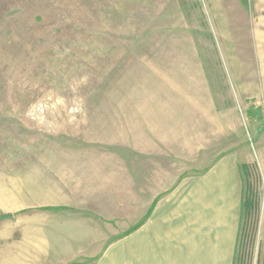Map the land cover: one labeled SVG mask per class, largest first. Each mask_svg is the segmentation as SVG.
I'll return each instance as SVG.
<instances>
[{
    "label": "rangeland",
    "instance_id": "1",
    "mask_svg": "<svg viewBox=\"0 0 264 264\" xmlns=\"http://www.w3.org/2000/svg\"><path fill=\"white\" fill-rule=\"evenodd\" d=\"M226 166L264 264V0H0V264H126Z\"/></svg>",
    "mask_w": 264,
    "mask_h": 264
},
{
    "label": "crops",
    "instance_id": "2",
    "mask_svg": "<svg viewBox=\"0 0 264 264\" xmlns=\"http://www.w3.org/2000/svg\"><path fill=\"white\" fill-rule=\"evenodd\" d=\"M219 172L231 184L223 192L214 194L210 179L182 198L172 193L160 200L153 216L126 237V264H234L239 187L231 168Z\"/></svg>",
    "mask_w": 264,
    "mask_h": 264
},
{
    "label": "trees",
    "instance_id": "3",
    "mask_svg": "<svg viewBox=\"0 0 264 264\" xmlns=\"http://www.w3.org/2000/svg\"><path fill=\"white\" fill-rule=\"evenodd\" d=\"M251 204H250V201L249 200H247V201H244V207L246 208V209H249L251 206H250ZM240 229H241V226H240ZM238 239H239V235H238ZM237 243H238V241H237ZM238 245V244H237ZM236 250H237V248H236Z\"/></svg>",
    "mask_w": 264,
    "mask_h": 264
}]
</instances>
